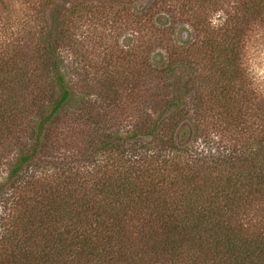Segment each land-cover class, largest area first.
<instances>
[{
    "label": "trees",
    "instance_id": "16d2710c",
    "mask_svg": "<svg viewBox=\"0 0 264 264\" xmlns=\"http://www.w3.org/2000/svg\"><path fill=\"white\" fill-rule=\"evenodd\" d=\"M195 1L183 14L203 36L192 49L154 35L153 12L135 14L169 52L132 79L137 91L150 82L154 116L98 128L80 159L57 143L79 95L61 61L70 20L54 16L45 40V90L0 62V264H264V101L239 84L241 39L264 0H239L220 37L205 25L208 0ZM185 63L201 71L180 85ZM182 90L196 97L197 122ZM210 117L219 136L201 126ZM199 139L217 145L194 148Z\"/></svg>",
    "mask_w": 264,
    "mask_h": 264
},
{
    "label": "rangeland",
    "instance_id": "374dc122",
    "mask_svg": "<svg viewBox=\"0 0 264 264\" xmlns=\"http://www.w3.org/2000/svg\"><path fill=\"white\" fill-rule=\"evenodd\" d=\"M238 1L208 0L206 13L202 14L206 28L213 30L218 37L228 31V24L240 6ZM192 2L196 3L195 0H0V62L17 63L23 73L32 77L33 86L45 90L51 84L47 76L45 40L49 33L59 28L54 16L61 18L59 21L70 20L71 38L67 43L70 45L61 50L63 71L79 93L78 97L82 93L86 95L89 111L81 110L77 104L79 98L75 97L72 111L67 112L68 118L58 129L57 143L61 141L62 152H71L70 156L80 159L81 155L89 153L91 135L98 133V128L126 130L132 128L136 119L146 123L150 116H154L151 89L147 93L150 82L142 81L140 86L143 87L137 91L132 86V79L138 70L146 69V64L169 58L165 46L157 41L151 43V31L155 32L154 35L163 33L171 44L184 48L187 45L186 48L190 49L194 41L203 38L195 31L194 23L183 17V14L190 16ZM196 9L200 11L199 7ZM148 11L149 14L153 12L151 31L145 25L147 17L137 23L139 19L135 16H143ZM249 23L241 39L240 62L244 74L239 84L256 103L264 101V6L261 15L252 17ZM187 34L189 42L192 41L188 42L189 45L183 42ZM195 71L201 69L185 63L178 73L180 85ZM44 92L40 90V96ZM181 93L189 105L187 108L193 107L190 115H194L197 122L198 115L193 106L196 97L186 95L185 90ZM84 112L93 118L87 120L85 115L82 116ZM251 113L249 110L247 114L248 125L258 119L257 114ZM201 126L218 134L211 117ZM248 134L254 136L253 130ZM216 145V141L205 144L199 139L193 147L210 149ZM244 220L246 224L249 222L248 217Z\"/></svg>",
    "mask_w": 264,
    "mask_h": 264
}]
</instances>
